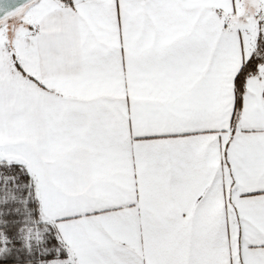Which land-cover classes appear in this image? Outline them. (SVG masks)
I'll use <instances>...</instances> for the list:
<instances>
[{
    "label": "snow or ice",
    "instance_id": "6c2138e0",
    "mask_svg": "<svg viewBox=\"0 0 264 264\" xmlns=\"http://www.w3.org/2000/svg\"><path fill=\"white\" fill-rule=\"evenodd\" d=\"M0 264H264V0H0Z\"/></svg>",
    "mask_w": 264,
    "mask_h": 264
}]
</instances>
